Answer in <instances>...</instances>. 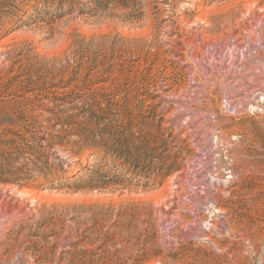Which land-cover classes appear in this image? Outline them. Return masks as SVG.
<instances>
[{"label": "rangeland", "instance_id": "rangeland-1", "mask_svg": "<svg viewBox=\"0 0 264 264\" xmlns=\"http://www.w3.org/2000/svg\"><path fill=\"white\" fill-rule=\"evenodd\" d=\"M0 264H264V0H0Z\"/></svg>", "mask_w": 264, "mask_h": 264}, {"label": "trees", "instance_id": "trees-1", "mask_svg": "<svg viewBox=\"0 0 264 264\" xmlns=\"http://www.w3.org/2000/svg\"><path fill=\"white\" fill-rule=\"evenodd\" d=\"M71 96L64 98L63 100H58L62 105H66L67 108L62 109L60 106L55 105L50 109L46 110V113L49 115L43 121H39L38 117H36L30 126H33V129L27 130L26 133L30 135V139L32 140V148H36L37 155H43V151L51 146L48 142V138L52 137L53 139H58L60 136H52L49 130H54V132L58 133V135L64 136L62 134L69 135L71 133L72 128H77L78 123L77 120H80V114H87L89 113L90 109L93 106H89L87 104H82L79 102L77 105H74V100ZM71 114H67L68 112ZM62 116H65V120H63ZM51 122H56L54 126H48ZM44 123V124H43ZM59 128H56V127ZM51 127V128H50ZM90 148L89 144L87 145ZM92 147V145H91ZM87 148V149H88ZM79 176L75 177L73 180L78 179Z\"/></svg>", "mask_w": 264, "mask_h": 264}]
</instances>
